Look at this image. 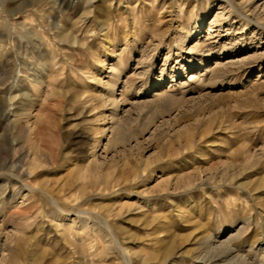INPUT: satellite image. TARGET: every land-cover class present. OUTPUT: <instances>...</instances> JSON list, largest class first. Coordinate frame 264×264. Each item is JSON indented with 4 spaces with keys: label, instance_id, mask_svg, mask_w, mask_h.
<instances>
[{
    "label": "rangeland",
    "instance_id": "obj_1",
    "mask_svg": "<svg viewBox=\"0 0 264 264\" xmlns=\"http://www.w3.org/2000/svg\"><path fill=\"white\" fill-rule=\"evenodd\" d=\"M0 264H264V0H0Z\"/></svg>",
    "mask_w": 264,
    "mask_h": 264
}]
</instances>
